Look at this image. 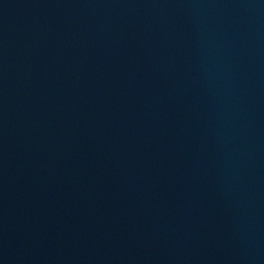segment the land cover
I'll return each instance as SVG.
<instances>
[{
    "label": "water",
    "instance_id": "water-1",
    "mask_svg": "<svg viewBox=\"0 0 264 264\" xmlns=\"http://www.w3.org/2000/svg\"><path fill=\"white\" fill-rule=\"evenodd\" d=\"M0 264H264V0H0Z\"/></svg>",
    "mask_w": 264,
    "mask_h": 264
}]
</instances>
